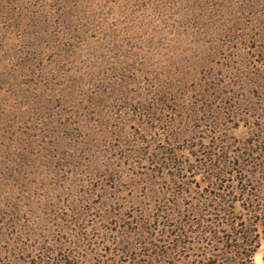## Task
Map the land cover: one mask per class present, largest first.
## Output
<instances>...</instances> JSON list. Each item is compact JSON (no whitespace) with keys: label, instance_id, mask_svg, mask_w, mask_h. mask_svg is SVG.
<instances>
[{"label":"rangeland","instance_id":"374dc122","mask_svg":"<svg viewBox=\"0 0 264 264\" xmlns=\"http://www.w3.org/2000/svg\"><path fill=\"white\" fill-rule=\"evenodd\" d=\"M260 140L264 0H0V264H117L168 214L194 264L207 155Z\"/></svg>","mask_w":264,"mask_h":264},{"label":"trees","instance_id":"16d2710c","mask_svg":"<svg viewBox=\"0 0 264 264\" xmlns=\"http://www.w3.org/2000/svg\"><path fill=\"white\" fill-rule=\"evenodd\" d=\"M260 142L252 144L247 154L238 151L235 158L227 150L219 155L216 147L215 152L207 155V170L212 173L208 177L211 190L207 189L194 200V264H256L255 255L264 248V160L249 162L244 157L261 154L262 149L255 146ZM252 165H257L258 173L263 176H227L237 171L248 172ZM158 221H166L165 234L162 233L165 239L155 245L150 240L152 232L143 229L138 242L149 253H139L127 236L124 241L120 240L116 250L127 259L118 260L117 264H178L172 252L183 246L181 230H175L177 225H172L174 218L169 214L166 220L160 216ZM73 257L57 255L52 264H76Z\"/></svg>","mask_w":264,"mask_h":264}]
</instances>
